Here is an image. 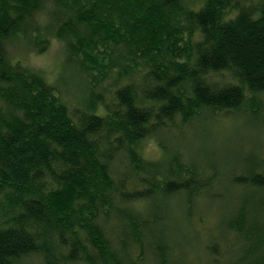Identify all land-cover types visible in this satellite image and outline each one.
Instances as JSON below:
<instances>
[{"label":"trees","instance_id":"1","mask_svg":"<svg viewBox=\"0 0 264 264\" xmlns=\"http://www.w3.org/2000/svg\"><path fill=\"white\" fill-rule=\"evenodd\" d=\"M53 40L75 103L12 52ZM223 114H264V0H0V264H186L202 207L207 264H264V156L184 144Z\"/></svg>","mask_w":264,"mask_h":264},{"label":"rangeland","instance_id":"2","mask_svg":"<svg viewBox=\"0 0 264 264\" xmlns=\"http://www.w3.org/2000/svg\"><path fill=\"white\" fill-rule=\"evenodd\" d=\"M188 1H191L194 7H198L204 2V0ZM244 1L252 2V0ZM12 52L14 56H18L29 66L39 69L52 83L58 85L59 89L61 88L64 91L65 98L68 101L75 103L76 98L72 95L71 88L76 84H74V81L70 77L71 73H65L62 70L66 58L65 47L62 42L53 40L51 47L43 54L25 52L16 47L12 48ZM225 78L231 79L230 74H227ZM236 116L232 114L216 116L206 126L207 130H204V133L200 134L201 137L198 135L195 138L193 137L199 129L195 128V133L187 131L189 139L184 144L197 150L199 147L202 148L200 143L203 142V148L214 152L218 158L221 156H234L235 154H248L251 151L260 152L264 156V114L260 116L259 120H257L258 122H255V124L250 123L248 116L245 114L237 118ZM166 141L170 146L175 147V145H180L178 147H181L182 145L176 134L170 135ZM196 141L199 142L195 143ZM143 154L149 159H157L162 155L155 138H151L145 142ZM227 162L228 165H232L234 160H227ZM222 164H224L223 161H220V168L225 167ZM224 170L221 169L220 175L218 174L217 182H223L222 178L225 172L222 171ZM198 204L210 207L211 209L215 208L219 210L221 208L216 202L209 203L206 200H201ZM202 208L194 213L190 225H187L183 219H179V216L175 217L176 224H180L186 230L190 228L194 234V242L188 241L185 250L181 254V260L185 259L186 264H207V246L210 240L220 235V231H215L216 211L202 210Z\"/></svg>","mask_w":264,"mask_h":264}]
</instances>
